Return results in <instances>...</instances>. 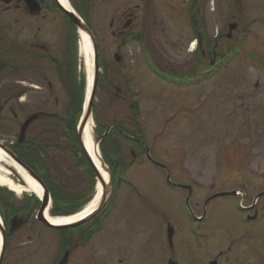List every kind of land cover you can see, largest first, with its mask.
<instances>
[{"label":"rangeland","instance_id":"374dc122","mask_svg":"<svg viewBox=\"0 0 264 264\" xmlns=\"http://www.w3.org/2000/svg\"><path fill=\"white\" fill-rule=\"evenodd\" d=\"M112 9L86 14L100 51V75L108 69L110 83H103L96 89L92 116L88 118V121L91 119V135L97 144L95 116L100 122L115 120L130 128L133 118L128 106L129 101L135 100L140 110L139 128L144 146L148 149L149 158L161 168L152 165L133 144L128 146L121 142L123 162L128 164L134 161L126 172L119 169L113 172V185L118 183L120 177H123L124 182L117 189L108 212L102 214L106 217L100 220L103 230L93 237L92 246L105 245L106 258L111 253L109 247L114 244L112 231L124 233L130 228L146 229L150 233V240L155 242L157 235L162 233L161 229H164L162 219L166 215L167 219H179L180 216L186 217V214L196 212L193 200L186 203L184 191L175 192L167 185V171L170 181L193 186L194 195L199 201L212 194L237 190L235 192L238 197H219L209 203L207 211L212 214L210 221L213 226L222 224L225 228L239 230L245 227L238 222L242 215L238 209L239 202L244 207L255 205L253 209L259 222L251 224V227L261 230L259 243L263 245L264 251V34L256 40L251 38L254 29H250L244 44L239 46L241 51L226 63V69L196 83L194 87L180 88L152 76L144 63L145 59L158 63L155 56H161V51L157 42L159 39L162 42L165 40L158 38L156 42L152 33H149V47L144 43L119 42L109 31L110 19L119 14ZM72 31L71 27L70 55L66 57L65 67L68 71L76 69L78 86L82 74L87 84V65L79 55V37L73 45ZM240 36L239 32L233 43L224 42V48L234 47ZM167 37L171 39V36ZM166 52L172 57L175 54L168 47ZM114 54L120 55L119 63L114 62ZM247 54L256 57L249 58ZM180 59L181 65H185L184 57ZM71 65L74 66L69 68ZM54 66L50 62L42 65L40 77L47 78L50 87L42 93H34V113L44 112L49 115L34 122V143L39 141L42 147L38 152V168L46 169L47 176L58 180L69 193L85 194L91 185L88 168L75 161V145L54 126L56 119H48L51 115L60 116L64 108V94ZM85 96L86 90L82 109ZM46 102H49V107L42 108ZM78 125L79 122L76 131ZM4 168L9 172L12 182L24 186L13 169L8 166ZM110 187L112 189L111 184ZM0 189L6 194V205L14 209L21 208L25 195L36 196L30 192H12L1 186ZM95 189L94 186L92 198ZM139 203H145L147 210ZM40 204L38 201L37 207L30 213L28 224L9 243L2 264H48L53 259L57 237L51 229L36 220ZM86 204L71 214L56 216L52 214L51 202L49 213L52 217H67L77 214ZM20 214L22 212L16 215ZM97 217L89 220L82 228H88ZM170 221L175 224L179 220ZM183 234H186L185 231Z\"/></svg>","mask_w":264,"mask_h":264},{"label":"flooded vegetation","instance_id":"af4514ba","mask_svg":"<svg viewBox=\"0 0 264 264\" xmlns=\"http://www.w3.org/2000/svg\"><path fill=\"white\" fill-rule=\"evenodd\" d=\"M65 1L70 11L58 0H0V146L23 165L32 163L33 169L34 93L50 87L47 78L40 77L41 67L50 62L56 72V65L68 59L71 25L76 29L72 42L77 40V28L65 11L79 14L95 40L89 20L85 23L81 13L110 8L119 13L109 22L111 36L119 42L124 43L131 37L129 43H144L149 47L152 35L156 42L158 38L165 40L157 42L161 51V56H155L158 63L144 60L154 77L208 76L209 79L238 56L239 46L244 44L250 29H254L256 36L254 33L251 38L256 40L264 34V0ZM239 32L241 36L236 45L224 48V42L233 43ZM166 47L175 52L173 57L167 54ZM182 56L185 65H181ZM195 84L170 85L181 88ZM48 103L42 108L49 107ZM167 185L175 192L184 191L186 203L193 200L196 212L179 219L170 218L179 220L175 224L166 215L162 219L164 229L155 242L144 228H130L124 233L113 230L114 244L105 258V245L91 244L93 237L103 230L100 221L88 228L82 225L51 229L57 243L55 255L48 264H264L263 245L259 243L261 230L251 227L259 222L253 209L255 205L242 209L238 222L245 227L237 230L222 224L213 226L207 207L215 194L199 201L193 186L177 181ZM139 204L147 210L145 203Z\"/></svg>","mask_w":264,"mask_h":264},{"label":"trees","instance_id":"16d2710c","mask_svg":"<svg viewBox=\"0 0 264 264\" xmlns=\"http://www.w3.org/2000/svg\"><path fill=\"white\" fill-rule=\"evenodd\" d=\"M86 18L85 23L87 21V15L81 13V17ZM83 19V18H82ZM87 24V23H86ZM73 29L72 35L75 36V28L73 25H71ZM74 38V37H73ZM128 38L126 41H129ZM73 45L75 46V41L73 42ZM66 62L63 61L56 65V72L58 76V80L61 83V87L64 94V108L61 115L58 117L57 122L54 123V126L61 130V134L66 137V139H69L72 144H74L73 148V156L76 159L75 161L80 162L82 164H85L88 168V171L91 175V185L89 192L85 194H79L74 195L69 193V191L64 187V185H61L60 182L56 179H51L46 174V169L40 170L38 168L39 165V159L40 154L39 149H42L41 145L39 144V141H36L34 143V169L32 163L29 165H26L28 168H31L34 170V174L42 181L43 185L48 190V193L50 195L51 202L53 204L52 208V214L59 216L64 214H71L77 209H79L82 205L88 203L92 197L91 194L94 192V186L96 184L94 178L95 175L93 173V170L88 164V161L83 153V150L80 146L77 133H76V125L79 121V118L82 114V103H83V95L85 93L86 88V81L85 76L82 74V76L79 78V83L77 86L76 81V69L71 68L74 65H71L69 68H71L69 71L66 69ZM215 69H218L216 66ZM181 81L183 83V77ZM195 79L199 78H208V76H193ZM163 79L167 81H171L172 83H177V77H163ZM109 84V71L108 69H105V74L99 76L98 85L97 88L101 87L102 84ZM129 110L132 115V122L129 124L130 128L125 127L123 124H120L119 122L115 120H109L108 122H100L95 116L93 119L95 121V132H96V140H99V150L101 153V158L103 162L109 167L110 170V184L112 186V192L108 199L107 205H111L113 203V200L116 195V191L119 188V186L124 182L123 177H120L118 180V183L116 185H113V172L118 171V169L121 172H126L128 167L131 164H125L121 157V142L125 143L129 146V144H133L136 146L142 154H144V138L141 134L140 128H139V106L137 101L131 100L129 101ZM111 126V129L108 131V128ZM108 131V133H107ZM38 140V139H37ZM140 141V142H139ZM6 194L3 193L2 189H0V217L5 225L7 227V222L9 218L17 213L21 212H28L35 209L38 205V201L34 196H28L25 195L24 201L22 202L21 208L14 209L9 208L6 205L5 201ZM26 201V202H25ZM106 207L103 209L104 211H108L109 207ZM6 235L5 239V252L8 251V246L11 240L16 235Z\"/></svg>","mask_w":264,"mask_h":264},{"label":"bare ground","instance_id":"6f19581e","mask_svg":"<svg viewBox=\"0 0 264 264\" xmlns=\"http://www.w3.org/2000/svg\"><path fill=\"white\" fill-rule=\"evenodd\" d=\"M60 4L66 9L70 11V8L66 4L65 0H58ZM79 37V55L83 57V59L86 62L87 65V84H86V98L89 97L90 93V86L93 79V54H92V47L90 44V41L87 37V35L83 32L78 33ZM91 121V119H89ZM90 121H88L83 128L81 141L83 144L84 149L86 150L88 156L90 157L92 163L96 167V170L98 171L100 177L102 178L103 184L108 187L109 182V173L106 170L104 166H102V163L100 161V152L99 149L94 143L92 135H91V126ZM5 166H8L12 168L22 179L24 182V186H19L18 184L11 181L9 178V172L5 170ZM0 186L6 187L12 192L20 193L22 191L24 192H30L34 195H36L39 199L42 196V188L34 181L32 180L26 172L20 168L15 163L11 162V160L8 158L7 155H5L0 150ZM102 192V184L98 181L96 183V189H95V195L94 197L75 215L67 216V217H52L50 216L49 209L50 205L47 207V209L44 212L45 219L49 222V224L54 226H60V225H66V224H72L75 223L81 219L86 218L89 216L98 206V203L100 201ZM1 222V220H0ZM0 248H1V235H0Z\"/></svg>","mask_w":264,"mask_h":264},{"label":"water","instance_id":"95a60500","mask_svg":"<svg viewBox=\"0 0 264 264\" xmlns=\"http://www.w3.org/2000/svg\"><path fill=\"white\" fill-rule=\"evenodd\" d=\"M65 13L67 14V16L69 17V19L73 22V24L76 26V28L78 29L79 32H83L87 35L91 47H92V54H93V79L91 82V86H90V93H89V97L87 99V102L85 103L86 105L84 106V111L82 113V118L79 122L78 128H77V135H78V139L79 142L81 144L82 150L87 158V161L89 163V165L91 166L92 170L94 171V174L96 176V181L100 182V184H102V192H101V197H100V201L98 203V206L96 207V209L86 218H84L83 220H79L75 223L72 224H66V225H60V226H54L49 224V222L45 219L44 217V212L47 209L48 205H49V194L47 189L44 187V185L42 184V182L38 179V177H36V175H34L33 172H31L28 168H26L22 163H20L18 161V159L16 157H14L11 153L7 152L2 146H0V149L12 160V162H14L16 165H18L20 168H22L26 174L32 179L34 180L41 188H42V196L40 199V207L37 211V215H36V220L41 223L44 224L45 226H47L48 228L51 229H55V230H60V229H65V228H73V227H77L80 224L85 223L86 221L90 220L91 218H93L98 212H100L103 208V206L105 205L107 198H108V193L110 192V183L108 182V187L105 186L103 184L102 178L100 177L98 171L96 170V167L94 166V164L92 163L90 157L88 156L86 150L83 147V144L81 142V136H82V132H83V128L86 125V122L88 121V118H90L91 116V109H92V103L94 100V95L96 92V88H97V82H98V76H99V67H98V56H97V50H96V45H95V40L94 37L92 35V33L90 32V30L88 29V27L78 18V16H76V14H74L73 12H67L65 11ZM114 59L116 62L120 61V58L118 55H114ZM46 114L44 113H35L34 114V122L39 120L41 117H44ZM146 156H148V151H146ZM102 166H104L106 168V170L108 171L107 167L104 165V163L101 161ZM235 193H225V194H221L222 195H234ZM32 210L22 213L20 215H14L12 216L9 220H8V228L7 231H5V228L2 224V222H0V235H1V248H0V264H2L3 258H4V253H5V239H6V235H11L16 233L17 231H19L24 225L27 224L28 220H29V216Z\"/></svg>","mask_w":264,"mask_h":264}]
</instances>
